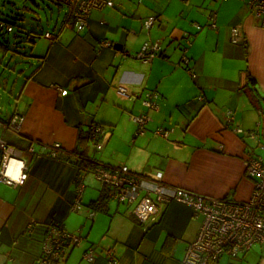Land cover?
Listing matches in <instances>:
<instances>
[{"label": "crops", "instance_id": "crops-1", "mask_svg": "<svg viewBox=\"0 0 264 264\" xmlns=\"http://www.w3.org/2000/svg\"><path fill=\"white\" fill-rule=\"evenodd\" d=\"M7 1L0 19L15 24L29 10L37 18L32 25L27 21L26 29L48 28L26 36L13 35V28L11 36L0 37V121L23 117L18 131L0 127V139L21 150L29 169L21 186L0 183V264H36L50 222L79 237L58 264H111L103 252L108 247L116 264H184L186 245L202 216L170 202L144 229L128 206L111 197L94 211L89 204L102 186L88 180L91 173L83 179V209L72 211L74 158L110 167L124 164L135 172L159 169L168 185L247 201L253 179L245 175L246 156L264 160V28L240 0H112L115 6L93 10L80 32L59 0H32L34 7L24 10ZM212 11L215 27L208 28ZM149 16L156 22L146 30L142 23ZM235 25L245 38L238 44L230 41ZM45 32L56 40L49 42ZM184 32L192 35L189 44ZM101 41L111 46L101 47ZM155 42L159 53L150 63L134 57ZM119 84L131 94L156 91L159 108L147 111L141 99L119 97ZM60 90L67 92L60 95ZM140 111L151 117L141 135L129 119ZM157 127L168 132L165 138L153 134ZM256 129L259 143L250 137ZM96 142L103 147L97 150ZM55 143L63 152L52 159L46 153ZM1 155L0 150V160ZM89 247L95 248L92 263L82 258ZM216 264H264V244L237 257L221 255Z\"/></svg>", "mask_w": 264, "mask_h": 264}, {"label": "built area", "instance_id": "built-area-1", "mask_svg": "<svg viewBox=\"0 0 264 264\" xmlns=\"http://www.w3.org/2000/svg\"><path fill=\"white\" fill-rule=\"evenodd\" d=\"M66 7V17L73 22L77 32L82 31L89 20L93 10L103 7L115 6L112 0H59ZM142 0H138L140 3ZM246 4L251 14L257 19L259 26L264 28V0H240ZM208 28L215 27L216 12L207 14ZM156 19L153 16L143 20V27L148 30ZM197 31L201 26L194 23ZM6 32L13 30L12 24L0 19V29ZM49 42L56 40V35L52 32H45L42 35ZM183 38L190 43L189 33L184 32ZM244 34L237 25L230 28V41L238 44L244 41ZM101 47L111 46L109 41H101ZM159 53V44L152 43L144 45L134 57L145 63H150ZM181 63L185 66L188 58L185 54L181 56ZM191 77L195 73L188 70ZM66 90H60V95H65ZM116 93L121 98H139L141 106L147 111L159 108L158 93L154 90L140 91L131 94L128 88L119 84ZM202 100V96L197 98ZM147 111H140L131 114L129 119L137 126L136 133L141 135L146 131V125L151 121ZM261 115V112H259ZM23 121L21 115H13L8 121L1 122L0 127L9 128L14 131L20 129ZM262 122L257 124L260 126ZM237 133H242V129L235 128ZM153 134L158 137H166L168 132L161 127L153 130ZM250 137L259 143V130H253ZM97 150L103 147V142H96ZM264 149V146H262ZM0 183L17 187L24 184L29 177V169L26 160L21 155V150L17 149L0 139ZM33 152L32 148H28ZM63 152L60 144L55 143L49 147L46 155L49 158L57 159L59 153ZM75 162L80 161L79 156H75ZM78 169V166H77ZM93 177L108 190L109 197L118 203L125 204L130 210V214L138 220L144 229L155 223L167 208L170 202L183 203L190 206L194 216H202L201 224L192 242L186 245L183 262L184 264H216L221 255L237 257L256 244H264V160L252 153L247 154L245 159V175L253 179V190L250 198L244 202H235L228 199L209 198L194 194L184 188L166 184L163 181V173L159 169L143 172H135L128 169L124 164L117 166L96 165L92 172ZM86 173L78 169L75 179L76 200L71 206V210L79 212L83 209L80 203V196L85 187L84 176ZM93 212L89 216L93 217ZM79 242V237L66 230L59 222H50L43 237L41 251L36 260V264H58L63 260L70 245ZM104 255L111 264H116V255L112 248H104ZM95 248L89 247L83 253V260L87 263L94 261Z\"/></svg>", "mask_w": 264, "mask_h": 264}, {"label": "rangeland", "instance_id": "rangeland-1", "mask_svg": "<svg viewBox=\"0 0 264 264\" xmlns=\"http://www.w3.org/2000/svg\"><path fill=\"white\" fill-rule=\"evenodd\" d=\"M12 1H14L16 3V5L18 6V8L21 9V10H24V7H31V8L34 7L33 4H32V0H12ZM8 6H10V3H8L7 0H0V13H1L0 15H2V13H5L3 7H8ZM23 14H25V15H23V18L21 20L19 19V20H17V22L15 21V24L13 26L14 30L12 32L13 35L19 34V35L26 36L27 33H30V30H33L31 28L30 29H26L27 26H25L24 24L27 21L30 22L31 25H32V22L35 23L34 20H32V18H35L36 17L35 14L34 15H30V14H33V13H29V10L28 11L25 10L23 12ZM41 18L43 19L42 20V25H43V23L45 22V19H44V17H41ZM7 19L11 20L14 23V21L12 19H10V18H7ZM46 28H48V26L46 27V25H44L41 28V26L38 25V26H35V30H33V31H36L37 33H39V32L41 33ZM9 34L10 33L9 32H6L3 28L0 29V37L3 36L4 38H7V36H11ZM262 153H264V152H262ZM89 179H90V181L92 180V182L94 184L101 185L98 181H96L92 177V174H89L88 175V180Z\"/></svg>", "mask_w": 264, "mask_h": 264}, {"label": "trees", "instance_id": "trees-1", "mask_svg": "<svg viewBox=\"0 0 264 264\" xmlns=\"http://www.w3.org/2000/svg\"><path fill=\"white\" fill-rule=\"evenodd\" d=\"M8 23L12 24L13 22H8ZM13 25L14 24H12V26ZM251 81H252V79L250 78L249 82H251ZM262 116H264V115H262ZM91 132H92V130H90L88 132V137H92ZM79 157H80V161L77 162L78 169L84 171L86 174L92 172L94 167L96 166L94 164V162L89 161L86 158L81 157V155H79ZM108 197H109V194H108L107 188L102 186L99 197L96 200L90 202V204H89L90 209H92L94 211L102 210L105 206V200Z\"/></svg>", "mask_w": 264, "mask_h": 264}]
</instances>
